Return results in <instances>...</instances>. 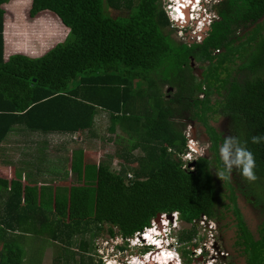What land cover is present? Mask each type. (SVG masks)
Instances as JSON below:
<instances>
[{
    "label": "trees",
    "instance_id": "16d2710c",
    "mask_svg": "<svg viewBox=\"0 0 264 264\" xmlns=\"http://www.w3.org/2000/svg\"><path fill=\"white\" fill-rule=\"evenodd\" d=\"M11 1L0 0V149L10 133L22 130L81 133L87 139L102 110L125 162L116 172L112 155L100 159L93 199L56 202L33 173L24 177L16 166L9 178L0 169V264H25L22 241L31 233L59 240L63 264H104L94 254L103 231L130 238L163 213L177 212L192 224L177 230L181 242L192 243L197 221L213 216L215 187L204 156L192 169L181 157L188 142L186 113L202 109L210 118L211 96L223 88V111L236 115L242 145L253 153L254 171L264 183V139L252 143L253 136L264 137V0H221L219 18L195 43L172 36L161 0H31L30 17L53 11L68 34L41 55L15 52L7 58L5 5ZM106 5L128 14L113 17ZM252 24L244 36L237 33ZM192 58L205 68L202 79ZM229 64L253 77L235 79ZM137 148L142 155L133 154ZM75 153L84 157L85 150ZM181 253L190 264L193 249Z\"/></svg>",
    "mask_w": 264,
    "mask_h": 264
},
{
    "label": "rangeland",
    "instance_id": "374dc122",
    "mask_svg": "<svg viewBox=\"0 0 264 264\" xmlns=\"http://www.w3.org/2000/svg\"><path fill=\"white\" fill-rule=\"evenodd\" d=\"M218 1L220 0H201V2L205 4L206 8H209L210 4L214 3L213 5H215ZM161 2L165 9L167 8L168 11H171V8L169 9V5H174L178 1L161 0ZM30 6L31 0H13L5 5V8L7 9V20L5 24L6 45H8V50L10 52L22 50L30 56H37L43 53L42 51L48 50L57 42L63 41L66 38L69 29L64 24H62L59 16L53 11H44L34 18L30 17ZM198 9L199 12L202 11L200 6ZM208 12V16H210V18H207L202 22L201 20H197L195 22V19H193L187 20L185 23L175 24L174 27L170 29V33L175 39L183 41L188 39L189 41L190 38L191 41V35H193L191 33H193L194 28L198 30V28L201 27L203 31L210 29V22L214 19L216 12L209 10ZM106 13L113 17L124 16L128 14V9H115L112 6L106 5ZM194 14L195 15H193V17L195 18L198 14H196V12ZM177 15L180 16L179 14ZM203 16H205V14H202L196 18H203ZM203 24L205 25L203 26ZM243 30L246 31L247 29ZM167 89L169 90V85H165L163 87L164 92H167ZM170 90L174 91L175 87H170ZM109 122V115L107 112L101 110L96 117V124L93 128L94 134H92L90 137L88 134L87 139H84L83 134L81 133H51L46 135L37 132L30 133L25 130L16 132L18 134L10 133L8 138H10L11 135L13 137L26 138L30 143H33V147H31L32 149H36L35 142L42 144V141L44 140L49 141V149L57 147L61 148L62 145H69L70 149H72V155H70L71 159L69 161L70 170L68 168V162H62L61 158L52 159L49 163V166L52 168L53 172L46 174L48 175L47 179L54 180L61 176L64 177L60 178L61 182L52 181L51 183L43 184L45 188L48 189V193L44 195L53 202L70 201L73 198H84L86 195L93 199L96 183L95 173L100 159L106 158L109 154L112 155L111 166L116 172L120 171L121 164L125 162L123 158L119 157V153H121L123 146L122 144L116 143V141H114L116 134H113L109 131ZM189 130L190 126H186L184 128V133H190ZM95 134L97 135L95 136ZM64 138L65 140H63ZM68 141L69 144H67ZM81 147L84 148L85 155L84 157H77L75 151ZM194 149L198 151V146H194ZM201 150H199V152L203 153V147ZM189 152L190 151H187L184 155V159L186 161L191 160V156L192 159H194L195 152H193V154H190ZM133 154L140 156L143 154V152L140 148H137L133 151ZM23 157L25 156L23 155ZM37 161L38 160H36V162ZM185 163L187 164V162ZM23 165L20 164L22 167ZM131 165L133 166V163H131ZM134 165L136 166L137 162H134ZM129 174H132V171H129ZM262 192L264 194V187ZM163 218L165 217L161 214V219L159 220H162ZM163 220L174 221L177 220V217L173 216L172 213V219L166 217ZM180 220L181 219H179V222H177L180 225L178 231L180 229L183 230L191 228V223ZM198 223L199 220L197 221V225ZM161 224L162 223L160 221L159 225ZM108 226L109 224H106V227ZM197 230L198 233L193 239L192 243L182 242V248L185 247L188 250L193 249V254L191 255L192 260L190 261V264H207V259H211V255L207 253L204 255V257H202L200 254L203 253L202 251L209 252V250H205L204 247H202L204 242H210L209 233H206L201 228L199 229L198 226ZM150 235L151 234H149V236ZM22 245L27 255L25 264H63L62 262L64 260H58L62 243L59 240L52 239L48 234L35 235L31 233L26 235L24 236ZM121 245H126V247L129 248L127 252H124L119 248ZM130 245V241H126L120 235L113 237L106 230L96 238V251L94 250V254L97 258L102 259L104 264H123L126 258L128 259L126 264H159L158 258H161L159 257L161 255L159 254L160 252H154L153 254H150L147 259H145L143 256L137 255L141 252H144L143 249H139V247L134 246L131 247ZM182 248H180V253ZM153 251H157V249L153 248L152 252ZM198 251H200V253H198ZM161 253L163 254V252ZM161 256L163 258L165 257V255ZM155 259H157L156 263ZM134 260L135 263L133 262ZM214 263H216V261ZM160 264H162V262Z\"/></svg>",
    "mask_w": 264,
    "mask_h": 264
},
{
    "label": "flooded vegetation",
    "instance_id": "af4514ba",
    "mask_svg": "<svg viewBox=\"0 0 264 264\" xmlns=\"http://www.w3.org/2000/svg\"><path fill=\"white\" fill-rule=\"evenodd\" d=\"M220 2L221 0L215 5H213L214 3L210 4L209 8H206L201 0H193L188 3L196 9V14H198L196 17L205 14L203 16L205 18L206 15H209V10L215 11L214 19H218L217 7ZM199 6L202 9L201 12H199ZM199 19L201 18H196L195 22ZM252 27L254 28L255 24L246 28V31L241 28L237 33L244 36ZM209 30L199 32L196 30L195 33H191L193 34L191 35L192 40L190 41L189 38L187 41L189 43L201 42ZM232 33H234L232 37L236 41V29ZM239 44L238 41L237 45L239 46ZM190 65L199 79H202L205 68L201 63L192 58ZM229 65L233 67L235 79L243 82L248 76L253 77V74L248 70L238 71L236 64ZM226 87H229L228 82ZM200 93H202L201 98H205L207 95L206 91ZM225 93L226 89L223 88L220 94L214 93L211 96L210 103L215 110L210 111V118H207L202 109H197L199 113L193 111L186 113L188 121L186 126H190L189 137L195 140L194 145L198 146V151L190 150L188 147L189 139L187 148L192 151V154L195 152L193 161H197L200 156L205 157L215 187L213 216L204 214L208 219L207 225L203 228L206 233H209L210 240L209 247L204 249L209 250V252L203 251L201 256L204 257L207 253L211 255V259H207V264H264V194L262 192L264 183L255 171L257 177L255 181L246 180L240 171L235 169L227 180H221L216 175L217 170L222 167L219 149L224 138L233 136L242 144L239 126L236 124V115H226L223 111L224 99L222 101L221 97H224ZM202 147L204 152L200 153L199 150ZM128 249L125 247L124 252ZM215 261L216 263H214Z\"/></svg>",
    "mask_w": 264,
    "mask_h": 264
},
{
    "label": "clouds",
    "instance_id": "9594fccd",
    "mask_svg": "<svg viewBox=\"0 0 264 264\" xmlns=\"http://www.w3.org/2000/svg\"><path fill=\"white\" fill-rule=\"evenodd\" d=\"M262 139H264V137L253 136L252 143H259ZM188 150L189 149L187 148L186 151L183 154H181V157L183 159H184L183 155ZM219 152H220V159L222 161V167H220L217 170L216 175L221 180H227L234 169L239 170L242 177L248 181H255L257 179L254 172L256 166L254 155L251 151H249L246 147H244L236 137L233 136L225 137L223 143L220 146ZM186 162L188 163L189 166V164L193 162V160L191 158V160ZM189 167H191V169L193 168V166H189ZM177 220H179L178 217ZM177 230H178L177 222L174 223L173 221H171L167 224V226H164L162 224L159 225V230H158L159 233L158 231H155L153 235L154 237L153 242H151L149 245L146 246H141V245L134 246V247H139V249H144L145 247L148 248L146 251L143 250L144 252H141L140 254L137 255H141L143 256V258L147 259L148 256L150 255L149 252L152 251V249L154 248L157 249V251H153L152 253L163 252V254L161 253L162 255H167V260L165 264H185L184 258L181 255L180 250L178 252V255H176L174 253V250L170 248L173 243L172 236L176 234ZM165 237H167L166 240ZM158 239H161V241L163 242L158 243ZM146 254L148 255L144 256ZM126 261H128L127 258L126 260H124L123 264H126ZM133 262L135 263V260Z\"/></svg>",
    "mask_w": 264,
    "mask_h": 264
},
{
    "label": "crops",
    "instance_id": "0c3cea01",
    "mask_svg": "<svg viewBox=\"0 0 264 264\" xmlns=\"http://www.w3.org/2000/svg\"><path fill=\"white\" fill-rule=\"evenodd\" d=\"M7 20V15L5 18V24ZM6 33V29H5ZM6 34H5V56L8 58L10 54L15 52H10L8 50V45H6ZM46 51V50H45ZM45 51H42L45 53ZM16 52H23L22 50H16ZM26 53V52H23ZM42 54V53H41ZM39 54V55H41ZM29 55V54H28ZM36 56V55H33ZM65 134V133H58ZM69 134V133H68ZM65 140V138L63 139ZM47 142V143H46ZM3 147L0 149V169L8 176L12 178V173H14L16 166L23 169V176L26 177L27 173H33L37 178L39 184H48L52 181L61 182V176L54 180H48L47 177L50 172H53L52 168L49 166V163L54 158H61L62 162L70 161V155H72V149L69 145L66 148V145H62L61 148H51L49 149V141L44 140L42 144L35 142L36 149H32L33 143L29 142L26 138L21 137H12L8 141L2 142ZM40 145V146H39ZM23 155L25 157H23ZM68 155L69 158H66ZM33 157V158H32ZM36 160H38L36 162ZM20 164H24L23 167ZM70 170V164L68 165ZM20 169V170H21ZM24 184L29 183L27 179H23ZM56 183V182H54ZM48 193V189L45 190Z\"/></svg>",
    "mask_w": 264,
    "mask_h": 264
},
{
    "label": "built area",
    "instance_id": "2783aa9c",
    "mask_svg": "<svg viewBox=\"0 0 264 264\" xmlns=\"http://www.w3.org/2000/svg\"><path fill=\"white\" fill-rule=\"evenodd\" d=\"M184 2L187 4V9L189 11L188 15L190 17V20H193V19L196 20V18L193 17V15H195L194 13L196 12V9H194V6H191L187 1L184 0ZM169 6H170L169 9L171 8V11H168L167 8H166V11H167L168 16L171 19L172 27H174L175 24L187 22L186 16L184 15V13L181 16L174 15V11H173L174 8L175 9L178 8V7L181 8L180 6H182V8H186V6L184 4H182V2L181 3L177 2L174 5H169ZM207 18H210V17L208 15H206L205 18L203 17L202 19H199V20H201V22H202V21L206 20ZM204 25L205 24H203V26ZM196 30L197 29L194 28L193 32L195 33ZM201 30H202L201 27H199L197 31L199 32ZM186 136L189 138L188 147L190 148V150L194 149L195 140L192 139L191 137H189V132H188V134H186ZM190 150H188V151H190ZM189 153L192 154V151H190ZM184 155H183V157H184ZM190 158H192V156ZM190 158H188V159H190ZM129 176H131V174H129ZM162 216H164L165 218L166 217L169 218L168 214H166V213H163ZM173 216H176V217L179 218V214L177 212L173 213ZM165 218H163V219H165ZM159 219H161V216H160ZM159 219L158 220L154 219L152 221L151 226L146 227L143 231L136 232L133 237L123 238V239H125L126 241H130L131 242L130 246H140V245L141 246H146V245H149L154 240L153 235H154L155 231L159 230L160 221H161L162 225H164V226H167V224L169 222L173 221V220H163V219L159 220ZM207 219L208 218L205 215L201 216V218L199 220V223H198V228L199 229L201 228V229H203L205 231V229L203 227L207 225ZM173 222L176 223V222H179V220H174ZM179 226L180 225L178 224V229H179ZM158 233H159V231H158ZM149 234H151V235L149 236ZM166 238L167 237H165V240H166ZM161 242H163V241H161V239H158V243H161ZM172 242L173 243H172L170 248H172L174 250V253L176 255H178V252H179L180 248L182 247V242L179 240V238H178V236L176 234L174 236H172ZM209 243H210L209 241L208 242H204L202 247H204V248L209 247ZM161 249H162V247H161ZM198 253H200V251H198ZM149 254H153L152 251H150ZM147 255L148 254H146L144 256H147Z\"/></svg>",
    "mask_w": 264,
    "mask_h": 264
},
{
    "label": "bare ground",
    "instance_id": "6f19581e",
    "mask_svg": "<svg viewBox=\"0 0 264 264\" xmlns=\"http://www.w3.org/2000/svg\"><path fill=\"white\" fill-rule=\"evenodd\" d=\"M175 1H178L179 3L182 2V4H184L186 6V8H182V6H180L181 8H174L176 11H174V14L177 15L179 14L180 16L184 13V15L186 16V20H190V17H189V11L187 9V4L183 1V0H175ZM187 2L189 1H193V0H186ZM202 18V17H201ZM152 234V233H151ZM161 254V253H159ZM162 255V254H161ZM159 256L161 258H158V261H159V264L162 262V264H165L166 263V260H167V255H165V257L163 258L162 256ZM157 259H155V263H156Z\"/></svg>",
    "mask_w": 264,
    "mask_h": 264
},
{
    "label": "water",
    "instance_id": "95a60500",
    "mask_svg": "<svg viewBox=\"0 0 264 264\" xmlns=\"http://www.w3.org/2000/svg\"><path fill=\"white\" fill-rule=\"evenodd\" d=\"M173 11H176L175 9H173ZM264 18H261V20H263ZM195 164H196V161H193V162H191L190 164H189V166H195ZM168 216H169V218L170 219H172V214H168ZM158 220V219H157Z\"/></svg>",
    "mask_w": 264,
    "mask_h": 264
}]
</instances>
